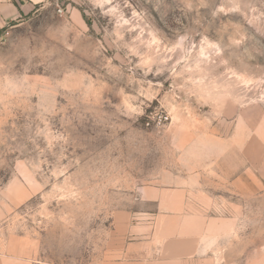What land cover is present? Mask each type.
<instances>
[{"label":"rangeland","instance_id":"obj_1","mask_svg":"<svg viewBox=\"0 0 264 264\" xmlns=\"http://www.w3.org/2000/svg\"><path fill=\"white\" fill-rule=\"evenodd\" d=\"M186 183L195 211L242 197L230 264H264V0H46L0 30L1 247L113 264L116 211L174 236L142 193Z\"/></svg>","mask_w":264,"mask_h":264},{"label":"crops","instance_id":"obj_2","mask_svg":"<svg viewBox=\"0 0 264 264\" xmlns=\"http://www.w3.org/2000/svg\"><path fill=\"white\" fill-rule=\"evenodd\" d=\"M46 0H0V30L11 26L20 20L22 14L34 10L37 5ZM239 194L242 196V177L239 178ZM194 185L188 183L176 186L173 189L152 188L142 193L147 201L170 202L174 205L176 217L180 222L174 236H159L156 232L146 241L134 231L133 215L127 210L116 211L114 215L115 232L128 242L126 255L113 264H230L232 234L240 237L242 230V197L239 198L237 210L226 213L228 206L222 203L221 212H209L202 208L198 202L188 197V190ZM167 190L174 193L167 196ZM221 202V201H220ZM219 203V202H218ZM218 204V205H222ZM134 239H137L136 242ZM158 242L156 250L144 253H128L131 247L146 246ZM241 247V245H240ZM144 253V254H143ZM242 251H238L239 262L242 260ZM28 250L20 245L15 249L0 246V264H40ZM241 259V260H240ZM239 263V264H240Z\"/></svg>","mask_w":264,"mask_h":264},{"label":"clouds","instance_id":"obj_3","mask_svg":"<svg viewBox=\"0 0 264 264\" xmlns=\"http://www.w3.org/2000/svg\"><path fill=\"white\" fill-rule=\"evenodd\" d=\"M124 103H125L126 107L129 109L130 112H137L138 111L137 106L128 103L127 100ZM141 114H142V110H141Z\"/></svg>","mask_w":264,"mask_h":264},{"label":"built area","instance_id":"obj_4","mask_svg":"<svg viewBox=\"0 0 264 264\" xmlns=\"http://www.w3.org/2000/svg\"><path fill=\"white\" fill-rule=\"evenodd\" d=\"M156 117H158V121H159V122H161V121H163V120H168V118H169V117H168L166 114H164V113H163V114H158V115L156 114ZM147 124H150V122L148 121Z\"/></svg>","mask_w":264,"mask_h":264},{"label":"trees","instance_id":"obj_5","mask_svg":"<svg viewBox=\"0 0 264 264\" xmlns=\"http://www.w3.org/2000/svg\"><path fill=\"white\" fill-rule=\"evenodd\" d=\"M7 28H8V27H5V28H3V29H2V32L6 31V30H7Z\"/></svg>","mask_w":264,"mask_h":264}]
</instances>
